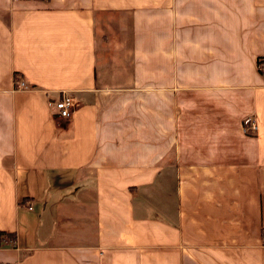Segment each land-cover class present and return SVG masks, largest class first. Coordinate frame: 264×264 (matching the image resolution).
<instances>
[{
    "label": "crops",
    "instance_id": "crops-1",
    "mask_svg": "<svg viewBox=\"0 0 264 264\" xmlns=\"http://www.w3.org/2000/svg\"><path fill=\"white\" fill-rule=\"evenodd\" d=\"M261 58L264 0H0V264H264Z\"/></svg>",
    "mask_w": 264,
    "mask_h": 264
},
{
    "label": "built area",
    "instance_id": "built-area-1",
    "mask_svg": "<svg viewBox=\"0 0 264 264\" xmlns=\"http://www.w3.org/2000/svg\"><path fill=\"white\" fill-rule=\"evenodd\" d=\"M258 70L264 76V64L260 66L258 65ZM17 86L19 89L27 88V85L23 81L18 82ZM54 107L56 109L58 118L68 119L72 115L74 108L76 107V101L71 96L64 93L54 102Z\"/></svg>",
    "mask_w": 264,
    "mask_h": 264
},
{
    "label": "trees",
    "instance_id": "trees-1",
    "mask_svg": "<svg viewBox=\"0 0 264 264\" xmlns=\"http://www.w3.org/2000/svg\"><path fill=\"white\" fill-rule=\"evenodd\" d=\"M257 64L260 66L262 64H264V58H261L258 60Z\"/></svg>",
    "mask_w": 264,
    "mask_h": 264
}]
</instances>
